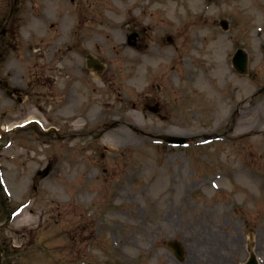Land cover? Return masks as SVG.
Masks as SVG:
<instances>
[{
    "label": "rangeland",
    "instance_id": "374dc122",
    "mask_svg": "<svg viewBox=\"0 0 264 264\" xmlns=\"http://www.w3.org/2000/svg\"><path fill=\"white\" fill-rule=\"evenodd\" d=\"M262 25L264 0H0V79L30 96L0 85L2 264H264Z\"/></svg>",
    "mask_w": 264,
    "mask_h": 264
},
{
    "label": "flooded vegetation",
    "instance_id": "af4514ba",
    "mask_svg": "<svg viewBox=\"0 0 264 264\" xmlns=\"http://www.w3.org/2000/svg\"><path fill=\"white\" fill-rule=\"evenodd\" d=\"M260 46H261L260 48L263 51L264 50V43L260 44ZM6 47H7V44H3V45L0 46V58H2V59L7 58V56H8V48H6ZM249 63H250V59H249ZM234 72H235V70H234ZM8 73H10V72H8ZM237 74H239V73L237 72ZM243 77H247V79H249L250 74L245 75ZM40 78L42 79L41 75H40ZM1 84L3 86V91H5L11 97H13V98L17 99L18 101H20V103H22V101H23V99L25 97H28V95L25 94L26 91L24 89H22V87L20 86L19 82L2 83V81L0 80V85Z\"/></svg>",
    "mask_w": 264,
    "mask_h": 264
},
{
    "label": "water",
    "instance_id": "95a60500",
    "mask_svg": "<svg viewBox=\"0 0 264 264\" xmlns=\"http://www.w3.org/2000/svg\"><path fill=\"white\" fill-rule=\"evenodd\" d=\"M223 26H224L225 29H227V24H226L225 21L223 22ZM238 67L239 68H243V65H238ZM164 140L168 141V142H178V143H183L184 141H186V139L175 138V137H164ZM49 172H50V168H48L44 173L41 174L42 177H45L46 175H48ZM8 220H10V218ZM171 246L176 250V252L179 255L180 259H183V250L180 247V245L177 242H174V243L171 244ZM1 253H2V249L0 247V264L2 263V255H1ZM247 264H256V262H255V260L253 258Z\"/></svg>",
    "mask_w": 264,
    "mask_h": 264
},
{
    "label": "bare ground",
    "instance_id": "6f19581e",
    "mask_svg": "<svg viewBox=\"0 0 264 264\" xmlns=\"http://www.w3.org/2000/svg\"><path fill=\"white\" fill-rule=\"evenodd\" d=\"M135 82H136V86L142 85L141 76H137L135 78ZM135 117H136V115H135ZM69 119L71 120V124L74 125L77 128V130L82 126V122H83L82 120H77V119H75L74 116H70Z\"/></svg>",
    "mask_w": 264,
    "mask_h": 264
}]
</instances>
